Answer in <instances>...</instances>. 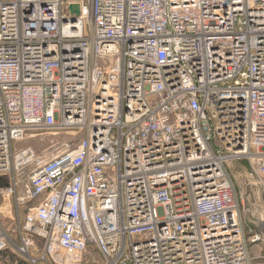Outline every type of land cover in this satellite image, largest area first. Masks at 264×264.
<instances>
[{"label": "built area", "instance_id": "1", "mask_svg": "<svg viewBox=\"0 0 264 264\" xmlns=\"http://www.w3.org/2000/svg\"><path fill=\"white\" fill-rule=\"evenodd\" d=\"M246 186L264 206V0H0V254L264 264Z\"/></svg>", "mask_w": 264, "mask_h": 264}, {"label": "rangeland", "instance_id": "2", "mask_svg": "<svg viewBox=\"0 0 264 264\" xmlns=\"http://www.w3.org/2000/svg\"><path fill=\"white\" fill-rule=\"evenodd\" d=\"M32 135L36 136L31 137ZM69 136L70 133L66 131L38 130L30 132L23 145H32L37 151L41 152L44 150L54 149L56 146L67 140ZM234 165L236 166V168L238 167L236 163H234ZM237 170L239 171L238 168ZM259 249L260 245H253L252 254H257L259 252ZM90 260L92 264L101 263L99 255L95 252H92V254L90 255ZM0 264H27V262L16 253L7 252L0 254Z\"/></svg>", "mask_w": 264, "mask_h": 264}, {"label": "water", "instance_id": "3", "mask_svg": "<svg viewBox=\"0 0 264 264\" xmlns=\"http://www.w3.org/2000/svg\"><path fill=\"white\" fill-rule=\"evenodd\" d=\"M70 10L75 14H80L78 3L70 4ZM244 215L250 224L258 228L264 236V206L259 201L255 187L246 186L244 189Z\"/></svg>", "mask_w": 264, "mask_h": 264}, {"label": "bare ground", "instance_id": "4", "mask_svg": "<svg viewBox=\"0 0 264 264\" xmlns=\"http://www.w3.org/2000/svg\"><path fill=\"white\" fill-rule=\"evenodd\" d=\"M36 135H33V136H31V137H35Z\"/></svg>", "mask_w": 264, "mask_h": 264}, {"label": "trees", "instance_id": "5", "mask_svg": "<svg viewBox=\"0 0 264 264\" xmlns=\"http://www.w3.org/2000/svg\"><path fill=\"white\" fill-rule=\"evenodd\" d=\"M28 264V263H27Z\"/></svg>", "mask_w": 264, "mask_h": 264}]
</instances>
